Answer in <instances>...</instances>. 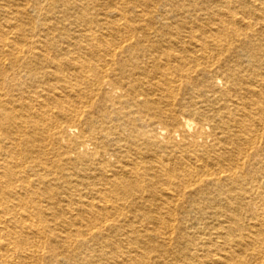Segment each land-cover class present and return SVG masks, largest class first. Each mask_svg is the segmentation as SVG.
Here are the masks:
<instances>
[{
    "label": "bare ground",
    "instance_id": "6f19581e",
    "mask_svg": "<svg viewBox=\"0 0 264 264\" xmlns=\"http://www.w3.org/2000/svg\"><path fill=\"white\" fill-rule=\"evenodd\" d=\"M0 264H264V0H0Z\"/></svg>",
    "mask_w": 264,
    "mask_h": 264
}]
</instances>
